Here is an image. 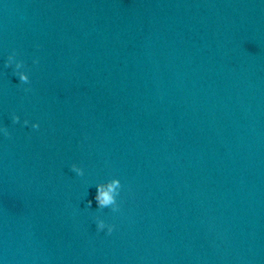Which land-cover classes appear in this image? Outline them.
<instances>
[{"label": "water", "instance_id": "1", "mask_svg": "<svg viewBox=\"0 0 264 264\" xmlns=\"http://www.w3.org/2000/svg\"><path fill=\"white\" fill-rule=\"evenodd\" d=\"M0 264H264V0H0Z\"/></svg>", "mask_w": 264, "mask_h": 264}, {"label": "clouds", "instance_id": "2", "mask_svg": "<svg viewBox=\"0 0 264 264\" xmlns=\"http://www.w3.org/2000/svg\"><path fill=\"white\" fill-rule=\"evenodd\" d=\"M20 80L23 81V82H27L28 77L25 76V75H23V74H21L20 75ZM12 119H13V122L14 123L19 122V117L16 116V115H13ZM24 124L27 125L28 124V121L25 120L24 121ZM32 127L34 129H38L39 128V124L38 123H34L32 125ZM3 132H4V135L5 136H9V132H8V130L6 128L3 129ZM77 171H79V170H77ZM121 187H122V185H121L120 179H114L108 185L107 190H105L102 186H98V189H97L98 195L95 197L98 205L101 206V207H103V206H107V205H110V204L115 203V197H114V195L112 193L115 191L116 188H121ZM117 195H119V193H117ZM91 205H92V201L89 200L88 201V206L91 207ZM103 227H104L103 224H101V225L98 226V229L100 230ZM114 227H115L114 225H110L108 227V230H107L108 231V234H111L113 232Z\"/></svg>", "mask_w": 264, "mask_h": 264}]
</instances>
